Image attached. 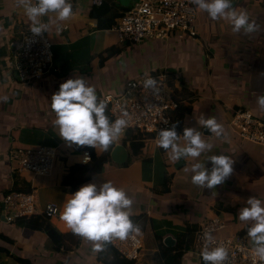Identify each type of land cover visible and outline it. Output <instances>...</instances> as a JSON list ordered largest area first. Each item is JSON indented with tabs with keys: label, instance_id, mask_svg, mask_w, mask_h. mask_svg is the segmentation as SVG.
<instances>
[{
	"label": "crops",
	"instance_id": "crops-1",
	"mask_svg": "<svg viewBox=\"0 0 264 264\" xmlns=\"http://www.w3.org/2000/svg\"><path fill=\"white\" fill-rule=\"evenodd\" d=\"M118 1L122 7L140 2ZM72 5L74 16L67 21H57L54 16L41 18L48 25L53 50L60 56L59 64H55L57 71L23 85L12 70L11 58L32 22L20 0H0V264H115L117 260L104 242H100L102 250L94 251L93 242L73 234L60 219L64 203L72 194L70 187L62 183L72 166L82 167L86 146L69 145L59 137L51 96L66 80L80 77L103 99L120 94L130 81L168 73L174 78V90L184 89L183 99L174 95L181 103L175 118V125L180 121L177 134L182 135L186 127L195 128L212 145L197 161L206 163L209 169L211 161L207 160L212 155H226L234 161L233 171L223 184L204 189L191 182V166L197 161H172L152 139H145L142 152L133 157L129 142L127 147L123 145L125 138L111 144L106 165L124 169L107 175L133 200L130 218L140 227L138 235L144 241L142 257L131 264H204L194 255L195 235L204 222L214 217L226 224L217 236L248 237L250 223L240 221L238 213L250 197L264 200V146L242 140L232 121L239 109L250 110L264 120V109L257 103V98L264 96V0H232L237 12H246L258 25L253 33L233 32L226 19L211 20L194 0L196 40L172 34L167 41H146L137 46L121 45L114 30H98L100 17L92 13L99 8L91 0H77ZM62 25L68 30L59 34L56 29ZM111 49H117L118 54L101 66ZM211 117L222 125L219 137L209 135L199 123ZM118 145L129 153L124 165H117L111 157ZM39 146L58 149L49 176L20 172L17 163L9 160L14 150ZM95 151L96 168L89 171L82 167L76 175L78 179L91 175V180L81 186L108 182L98 173V159L107 151L99 147ZM60 152L64 157L62 166L57 163ZM131 159L132 164L124 167ZM136 161L142 165H133ZM146 161L151 165H143ZM144 168L147 173H143ZM13 191H33L40 211L49 204L58 206L59 217L48 220L49 230L35 231L5 222L3 197Z\"/></svg>",
	"mask_w": 264,
	"mask_h": 264
},
{
	"label": "clouds",
	"instance_id": "clouds-1",
	"mask_svg": "<svg viewBox=\"0 0 264 264\" xmlns=\"http://www.w3.org/2000/svg\"><path fill=\"white\" fill-rule=\"evenodd\" d=\"M20 3L24 14L32 22L31 32L37 35L47 32L48 28L41 18L54 16L62 22L74 16L70 0H20ZM198 7L213 21L226 19L235 33L242 31L250 34L258 28L246 12H237L233 8L232 0H198ZM56 30L59 32L61 28ZM143 87L151 89L154 94L160 91L157 79L152 77L144 81ZM257 103L264 109V96L258 97ZM50 106L56 116L54 124L59 130V137L69 145L99 147L107 151L129 123V113L123 109L118 118L111 120L106 114L107 100L99 99L95 87L87 84L83 77L63 82L51 96ZM199 123L211 134L221 136L222 125L214 117L202 118ZM156 144L166 151L172 161L182 158L197 161L202 153L212 148L200 131L186 127L183 134L178 135L175 124L158 132ZM88 159L85 154L84 160ZM208 161H211L210 169L206 168V163L197 161L192 164L191 182L204 189H214L230 176L234 161L226 155H212ZM69 197L60 219L73 234L93 242L94 251L102 250L100 242L125 240L140 232V227L130 218L133 200L123 188L114 186L111 181L99 186L86 184ZM238 219L250 223L247 236L253 245L250 249L253 264H264V200L250 197L246 206L239 210ZM212 231L209 229L203 233L202 261L204 264H226L229 258L227 248L223 245L210 247L215 241Z\"/></svg>",
	"mask_w": 264,
	"mask_h": 264
},
{
	"label": "built area",
	"instance_id": "built-area-1",
	"mask_svg": "<svg viewBox=\"0 0 264 264\" xmlns=\"http://www.w3.org/2000/svg\"><path fill=\"white\" fill-rule=\"evenodd\" d=\"M77 0H70L71 3ZM96 8L102 7L104 0H91ZM197 12L194 0H140L130 11L116 21L112 28L121 45H142L146 41H167L172 34L178 38H198ZM63 34L68 26H60ZM53 43L50 32L37 35L28 30L21 42L12 53V70L20 84L28 85L42 79L51 72H56ZM149 77L157 79L160 91L154 94L151 89L144 88L143 83ZM173 82L168 73H156L143 76L128 82L120 94H110L107 100L106 114L111 120L120 116L121 110L129 113L128 126L114 141L119 142L128 134H138L145 139L156 142L157 134L175 124L176 114L181 103L172 93ZM233 127L239 137L249 143L264 146V120L255 116L250 110L236 111ZM58 149L39 146L34 149H17L9 154V160L16 162L20 172L30 173L34 177L51 175L56 165ZM85 154L89 157L84 160ZM82 166L90 170L95 163L90 151H83ZM59 208L55 204L47 205L40 211L33 191H13L3 197V216L9 225L17 224L41 215L44 219L58 218ZM213 230L214 244L210 247L223 245L227 248L229 258L226 264H253L250 249L253 247L246 236L219 237L217 232L226 229V224L218 218H210L204 222L195 235L194 255L202 260L201 251L204 246L203 233ZM122 257L129 261H138L142 257L144 241L138 234L125 240L111 241Z\"/></svg>",
	"mask_w": 264,
	"mask_h": 264
},
{
	"label": "trees",
	"instance_id": "trees-1",
	"mask_svg": "<svg viewBox=\"0 0 264 264\" xmlns=\"http://www.w3.org/2000/svg\"><path fill=\"white\" fill-rule=\"evenodd\" d=\"M105 6L109 7L110 12H108L105 15L100 16V18L98 20L97 28H98V30H101V31L112 30V28L116 24V21L118 19L122 18L125 15L126 12L131 10V8L122 7L118 0H104V3L102 5V7H105ZM102 7H99V8H102ZM118 52L119 51L117 49L109 50L107 52L106 56L101 60L100 65L104 66L105 63L108 60H110L113 57H115L118 54ZM54 53H55V50H54ZM91 59H92V55H91ZM54 62H55L56 65H58L59 62H60V56H59V54H57V52L55 53ZM172 80H173V82H171V84H172V87L174 88L175 81H174L173 77H172ZM130 135H131V133L126 136V138H125V140L123 142V145L125 147H127V145H128ZM79 150H82V149L79 148ZM84 150L85 151H90V153H91V155L93 157L94 163H95V168H96L95 159L97 157V153H96L95 149L92 148V147L86 146ZM110 152H111V149L108 150L107 154H105L103 156V158L106 159V161L110 160ZM135 153L137 155L139 153L138 150ZM132 162H133V159H131L124 167H127V166L131 165ZM82 167L84 168V166H82ZM82 167L80 165L72 166L70 168L68 176L64 179V181L62 183L63 186L70 187V192L72 194L80 188L81 184H85V183H87V182H89L91 180V175L90 174L87 177L83 178V179L76 178L77 173H81L80 170H81ZM86 168L89 171H91L88 167H86ZM25 192H30V191H25ZM17 224L20 225L23 228H27V229L35 230V231H44V230H49L50 229V227H49L50 225H49L48 220L44 219L43 217H34V218L26 220V221L18 222ZM105 247H106L107 250H110L111 253L114 254L115 259H117L115 264H131V261H129L127 259L125 260V258L121 256V254L116 250V248L114 247V245H113V243L111 241L110 242H106L105 243ZM122 258H124V259H122Z\"/></svg>",
	"mask_w": 264,
	"mask_h": 264
},
{
	"label": "rangeland",
	"instance_id": "rangeland-1",
	"mask_svg": "<svg viewBox=\"0 0 264 264\" xmlns=\"http://www.w3.org/2000/svg\"><path fill=\"white\" fill-rule=\"evenodd\" d=\"M108 12H110V9H109L108 6H105V7L99 8V9H94L92 15L94 17H100V15L101 16L105 15ZM115 34L117 35L116 32H115ZM192 40H194V39H192ZM171 78H172V76H171ZM172 93H173V95H176V97L181 100V99H183L182 97L184 96V89L183 90H180V89L179 90H177V89L174 90V88L172 87ZM182 108H183V104H182ZM181 111H182V113L184 112L183 109ZM179 118H180V116H179ZM177 122L178 123L176 124V126H178V128H179V125H180L179 122L180 121L177 120ZM177 130H179V129H177ZM178 132H180V130ZM145 143H146V140H145L144 137H142V136H140V135H138L136 133L135 134H131L130 137H129V144L132 146V148H130V146L128 147L131 156L132 157L136 156V154L134 152H136L137 150L139 152L138 153V155H139L140 151L142 150L141 148L145 147ZM132 149H134L135 151L133 152ZM60 155H61V152L59 153V157H58V160H57L58 162L57 163L61 164V166H62V164L64 163V157H62V155H61V158H60ZM98 162H99L98 166L100 167V169H98V173H101L103 176H105V180L106 181H110L111 180V177L109 175H107L108 173L115 172V170L124 169V168H120L118 166L112 165L111 163H109L108 166H107L106 165L107 163H106L105 159L101 158V157H99ZM144 164L145 165H149V166L151 165V163L149 161L144 162L143 165ZM133 165H142V162L136 161ZM107 167H108V170H107ZM59 169H62V168L59 167ZM139 171H141V169ZM143 173H147L145 168H144ZM118 186H120V185H118Z\"/></svg>",
	"mask_w": 264,
	"mask_h": 264
},
{
	"label": "water",
	"instance_id": "water-1",
	"mask_svg": "<svg viewBox=\"0 0 264 264\" xmlns=\"http://www.w3.org/2000/svg\"><path fill=\"white\" fill-rule=\"evenodd\" d=\"M137 3H139V1ZM137 3L126 4L125 7L133 8ZM208 133L209 135L211 134L210 132ZM111 157L117 165H124L129 160V153L123 145H118L112 151ZM168 242H170V239L166 241V243Z\"/></svg>",
	"mask_w": 264,
	"mask_h": 264
}]
</instances>
